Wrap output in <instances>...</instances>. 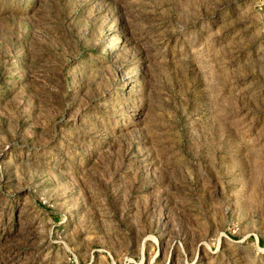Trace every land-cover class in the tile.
I'll list each match as a JSON object with an SVG mask.
<instances>
[{"label":"rangeland","instance_id":"374dc122","mask_svg":"<svg viewBox=\"0 0 264 264\" xmlns=\"http://www.w3.org/2000/svg\"><path fill=\"white\" fill-rule=\"evenodd\" d=\"M0 264H264V0H0Z\"/></svg>","mask_w":264,"mask_h":264}]
</instances>
